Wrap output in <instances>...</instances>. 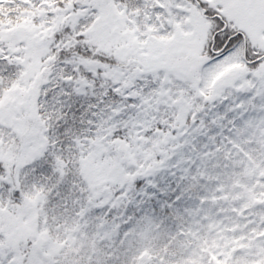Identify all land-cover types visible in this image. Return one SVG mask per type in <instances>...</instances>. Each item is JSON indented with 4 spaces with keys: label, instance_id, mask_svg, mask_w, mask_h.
Here are the masks:
<instances>
[{
    "label": "snow or ice",
    "instance_id": "snow-or-ice-1",
    "mask_svg": "<svg viewBox=\"0 0 264 264\" xmlns=\"http://www.w3.org/2000/svg\"><path fill=\"white\" fill-rule=\"evenodd\" d=\"M201 138L264 193V0H0V264H63L97 208L171 209L154 178ZM250 231L205 264H264Z\"/></svg>",
    "mask_w": 264,
    "mask_h": 264
},
{
    "label": "trees",
    "instance_id": "trees-1",
    "mask_svg": "<svg viewBox=\"0 0 264 264\" xmlns=\"http://www.w3.org/2000/svg\"><path fill=\"white\" fill-rule=\"evenodd\" d=\"M202 143V138L198 141H194L195 149L197 151L192 150L191 154L183 155V162L178 168L166 169L158 173L154 178L158 187L164 189V194L159 197V202L165 204L172 202L171 209L166 207L161 209L158 206L156 198L152 200L150 205L137 206L135 203L122 201L114 208H108V210L106 208L95 209L89 217L91 219L88 221L91 223L92 230L98 233L94 239L99 243L101 249L110 251L113 245L116 244L115 240H121V236H124L123 233L129 231L127 229L131 225V221L133 222L139 217L143 218L141 222L147 229H149L146 232L145 241L149 243L147 251L150 253V256L146 252L140 253V255L145 253L149 258L144 264H148L150 260L155 263L158 258H162L163 255L167 257L171 252L177 255L178 251L186 252L191 248V235L194 233H201L199 232L200 228L198 227V224L202 218L210 217L211 215L208 207L216 209L220 206L217 202L224 201L223 198H221L222 195H226L228 201L233 200L234 197L240 196L231 195L226 191V187L230 185L228 182H234L236 184H246V182H251L249 176H247L246 179L243 178V176H245L244 168L235 158L228 159L224 155H218L211 158L199 155H195L194 157L193 154L197 152L202 153L204 151L201 147ZM260 147L261 149H264V145H261ZM263 154L264 153H261L259 150H256L255 152L257 159L263 158ZM188 158H190L193 163H191ZM175 159L176 160L172 163L177 161V156H175ZM182 169H187V172L182 171ZM181 177L184 178L181 179ZM220 187L225 189L223 194L218 191ZM244 196L246 195L241 194V197ZM65 197L68 198L69 207H72L73 194H70L66 187L60 190L59 195H53V205L62 204L63 198ZM245 199L250 201L248 205H246V208H252L255 202L253 195L247 196ZM238 202H242L244 210V200ZM260 209L262 210V208ZM225 213V217L227 218L231 216L235 217L234 214H231V211ZM68 214L71 216L70 212ZM146 214L152 217L153 222L151 225L148 222L149 219L144 218ZM255 214V220L248 218L249 220L245 221L247 225L253 224L257 219H260L261 214L257 210L255 211ZM56 216L60 217L62 221L66 219L61 213L60 208H57ZM245 217L247 218V215H245L244 218ZM49 222L50 226L54 227L51 213L49 214ZM9 224H11L14 230L18 227L15 219L9 221L8 217H5V226L8 227ZM196 230L198 232H195ZM55 235L63 236V231L60 233H53V236ZM168 237L174 239L169 241ZM234 238L235 237L230 239V237L228 238V235H225L223 240L224 243L227 244ZM176 249H178V251H175ZM203 253L204 258L206 255H212L209 249H204ZM178 255L184 256L181 252H178ZM102 263H105V261ZM134 264H141L139 257L137 263Z\"/></svg>",
    "mask_w": 264,
    "mask_h": 264
},
{
    "label": "rangeland",
    "instance_id": "rangeland-1",
    "mask_svg": "<svg viewBox=\"0 0 264 264\" xmlns=\"http://www.w3.org/2000/svg\"><path fill=\"white\" fill-rule=\"evenodd\" d=\"M192 150L197 151L191 146L184 148L182 152H178L176 155L177 160L181 159V156L183 157V155L191 154ZM200 153L201 152H197L193 155L194 157L195 155L201 156ZM220 155L223 156V154ZM173 158L172 162L176 160L175 156ZM254 158L257 159L256 156ZM188 159L191 161L190 158ZM261 159H264V157ZM191 163H193V161H191ZM246 177L247 175L243 176L245 179ZM228 183H230V185L226 187V191H228V193L231 195L240 196L234 197V199L230 201L217 202V204L220 206H218L216 209L208 207L210 209L209 212L211 215L210 217L202 218L198 224V227L200 228L199 232L201 233H194L191 235V248L186 252L178 251V249L175 250L183 253L184 256H179L178 252L177 255L172 252L167 257L163 255V264H205L203 250L209 249L211 253H213L217 248L224 250L226 244L224 243L223 237L228 235V238L230 237V239H232L234 237L233 232L231 231L232 229L237 230L235 233V238L247 237L252 234L250 230L252 229L253 224L247 225L245 221L249 219L255 220L256 210L261 214L260 219L262 220L257 219L254 222L255 227L262 226V222H264V204H261V200H264V194L259 193L257 195H253L249 192H245L243 188L235 187L236 183L234 182ZM249 183L250 182H246L245 185ZM257 191L259 192V190ZM241 194H245L246 196L241 197ZM251 195H253L255 202L252 208H246V205H248L250 201L246 200L245 197ZM240 200H244L245 204L243 216H240L238 213L240 207L238 206L237 202ZM110 207L111 206L107 207L106 209L108 210ZM260 208H262V210ZM227 211H231V214H234L235 217H225V212ZM245 215H247V218H244ZM68 217H70L69 214ZM144 218L149 219L148 222L151 225L153 222L152 217L146 214ZM142 219V217H139L137 220H134L133 222L131 221V225L127 229L129 231L123 233L124 236H121V240H115L116 244L113 245L110 251L100 248L99 243H97V241L94 239L98 233L92 230L91 223L88 221L87 227L80 228L78 236L73 241L69 242L68 246L65 248L64 256L61 257L63 264H88V260L86 258L89 256L92 257L91 264H134L137 263V259L141 252H146L150 256V253L147 251L149 243L145 241L146 232L149 229H147L146 226L141 222ZM68 223L71 226L73 221L68 219ZM32 225L33 229H35V219H33ZM195 232L198 231L196 230ZM173 239L174 238L168 237L169 241ZM239 259L240 264H248V261L244 256H241ZM103 261H105V263H102ZM140 263L144 264L142 261H140ZM148 264H160V259H157L155 263L151 262L150 260Z\"/></svg>",
    "mask_w": 264,
    "mask_h": 264
},
{
    "label": "flooded vegetation",
    "instance_id": "flooded-vegetation-1",
    "mask_svg": "<svg viewBox=\"0 0 264 264\" xmlns=\"http://www.w3.org/2000/svg\"><path fill=\"white\" fill-rule=\"evenodd\" d=\"M223 200L224 201H228L227 199H223ZM237 203H238V206L240 207L238 213L240 214V216H243L244 215V210H243L242 202H237ZM239 203H241V204H239Z\"/></svg>",
    "mask_w": 264,
    "mask_h": 264
},
{
    "label": "water",
    "instance_id": "water-1",
    "mask_svg": "<svg viewBox=\"0 0 264 264\" xmlns=\"http://www.w3.org/2000/svg\"><path fill=\"white\" fill-rule=\"evenodd\" d=\"M139 260L142 261V262H147L149 260V258L147 257V255L145 253H142L139 256Z\"/></svg>",
    "mask_w": 264,
    "mask_h": 264
}]
</instances>
